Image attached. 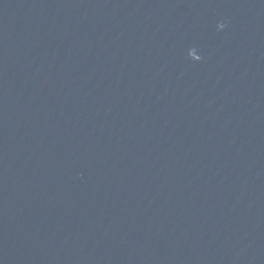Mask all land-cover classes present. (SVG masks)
<instances>
[{
	"label": "water",
	"instance_id": "95a60500",
	"mask_svg": "<svg viewBox=\"0 0 264 264\" xmlns=\"http://www.w3.org/2000/svg\"><path fill=\"white\" fill-rule=\"evenodd\" d=\"M0 264H264V0H0Z\"/></svg>",
	"mask_w": 264,
	"mask_h": 264
}]
</instances>
